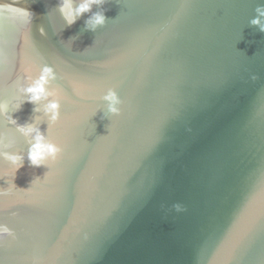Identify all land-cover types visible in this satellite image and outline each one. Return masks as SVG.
<instances>
[{
    "label": "water",
    "instance_id": "95a60500",
    "mask_svg": "<svg viewBox=\"0 0 264 264\" xmlns=\"http://www.w3.org/2000/svg\"><path fill=\"white\" fill-rule=\"evenodd\" d=\"M0 264H264V0H0Z\"/></svg>",
    "mask_w": 264,
    "mask_h": 264
}]
</instances>
